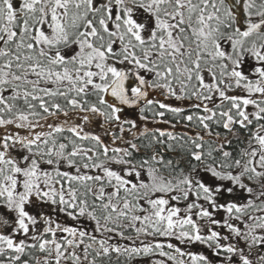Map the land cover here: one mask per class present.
Wrapping results in <instances>:
<instances>
[{
  "label": "snow or ice",
  "instance_id": "1",
  "mask_svg": "<svg viewBox=\"0 0 264 264\" xmlns=\"http://www.w3.org/2000/svg\"><path fill=\"white\" fill-rule=\"evenodd\" d=\"M114 259L264 264V0H0V264Z\"/></svg>",
  "mask_w": 264,
  "mask_h": 264
},
{
  "label": "trees",
  "instance_id": "2",
  "mask_svg": "<svg viewBox=\"0 0 264 264\" xmlns=\"http://www.w3.org/2000/svg\"><path fill=\"white\" fill-rule=\"evenodd\" d=\"M184 130L185 129H183L182 125H178L177 126V129H176L177 132H181V131H184ZM219 131H221V133H223V129H220ZM148 239H151V238H148ZM171 242L174 243V244H177V246H180L182 248H188L189 250L194 251V252H199V251L207 252V249H205L202 245H199V244H193L191 246H186V245H180L179 242L175 241V240H173ZM113 264H115V259L113 261Z\"/></svg>",
  "mask_w": 264,
  "mask_h": 264
},
{
  "label": "rangeland",
  "instance_id": "3",
  "mask_svg": "<svg viewBox=\"0 0 264 264\" xmlns=\"http://www.w3.org/2000/svg\"><path fill=\"white\" fill-rule=\"evenodd\" d=\"M171 103H176L175 101H170ZM149 127H167L165 125H149Z\"/></svg>",
  "mask_w": 264,
  "mask_h": 264
}]
</instances>
